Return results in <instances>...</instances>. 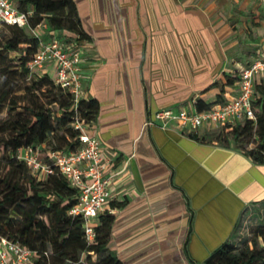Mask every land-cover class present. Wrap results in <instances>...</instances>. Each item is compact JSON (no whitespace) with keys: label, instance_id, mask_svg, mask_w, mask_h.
<instances>
[{"label":"crops","instance_id":"1","mask_svg":"<svg viewBox=\"0 0 264 264\" xmlns=\"http://www.w3.org/2000/svg\"><path fill=\"white\" fill-rule=\"evenodd\" d=\"M74 2L92 38L83 61L86 98L99 103L97 132L111 156L108 172L118 170L106 208L117 215L112 254L123 264H191L184 248L188 238L189 256L202 263L234 240L246 209L264 201V165L217 142L189 137L210 134L216 130L211 127L189 132L177 123H146L160 109L216 102L223 74L239 73L264 55V3ZM245 31L247 43L239 39ZM53 34L67 32L48 27L42 37L49 41ZM192 45L203 58L196 71L188 61ZM244 46L254 50L247 63L227 56ZM237 88L226 86L223 101ZM124 201L122 208L111 207Z\"/></svg>","mask_w":264,"mask_h":264},{"label":"trees","instance_id":"2","mask_svg":"<svg viewBox=\"0 0 264 264\" xmlns=\"http://www.w3.org/2000/svg\"><path fill=\"white\" fill-rule=\"evenodd\" d=\"M15 1L20 11L31 12V16L26 27L3 26L8 36L0 43V115L9 111L7 117L0 119V236L33 250L36 257L31 264H75L82 255L90 264H123L112 254L116 249L112 236L116 213L109 210L101 213L96 238L87 243L83 218L70 214L78 203V191L57 170L41 179L18 159L19 150L27 147L44 145L46 150L58 152L80 148L79 132L72 127L76 111L70 95L56 86L50 76L30 74L28 63L39 49V40L33 36L32 29L46 22L57 32L73 34L79 43L91 42L92 38L83 29L74 0ZM13 53L19 56L14 57ZM237 79L238 73L228 75L217 101L198 100L196 109L208 110L222 102L225 87L234 85ZM44 96L51 100L44 101ZM253 107L255 119L222 127L216 135L219 139L233 138L236 145L244 138L255 137L257 147L250 151H242L232 143L224 145L208 140V135L200 138L190 133L189 137L198 142H217L243 154L256 165H264V82L255 85ZM79 113L87 121H97L99 103L94 99L82 101ZM57 127L66 130L61 142L50 137H57ZM125 204L126 201L112 202L111 207L122 208ZM249 217L264 220V201L251 204L239 221L234 240L223 244L202 263L194 262L189 256L187 238L184 248L190 263L264 264V224L257 225L250 245L244 236ZM191 229L192 226L190 233ZM101 254L102 258L96 261L95 257Z\"/></svg>","mask_w":264,"mask_h":264},{"label":"built area","instance_id":"3","mask_svg":"<svg viewBox=\"0 0 264 264\" xmlns=\"http://www.w3.org/2000/svg\"><path fill=\"white\" fill-rule=\"evenodd\" d=\"M253 1L264 3V0ZM30 16L31 12L18 9L15 0H0V30L5 25L26 27ZM48 27L44 22L32 29L33 36L39 40V49L28 63V69L31 75L50 76L56 86L70 95L76 111L72 127L79 132L80 148L73 152H58L46 150L44 145L27 147L19 150L18 159L24 161L41 179L57 170L78 191V203L70 214L83 218L85 239L90 244L96 238L98 218L111 202V185L116 180L118 170L108 172L111 156L98 137L97 121H87L79 113L82 101L89 100L84 89L86 76L83 66L85 45L88 44L79 43L68 32L65 36L53 34L49 41H45L43 29ZM263 79L264 55H261L239 71L235 82L237 94L230 100L216 103L211 109L203 111L196 109V103L193 110L186 107L160 109L146 125L167 127L170 123H177L183 130L194 132L202 127L221 129L245 119H255V85L262 83ZM35 257L33 250L0 236V264H31ZM75 264L90 263L82 255Z\"/></svg>","mask_w":264,"mask_h":264},{"label":"rangeland","instance_id":"4","mask_svg":"<svg viewBox=\"0 0 264 264\" xmlns=\"http://www.w3.org/2000/svg\"><path fill=\"white\" fill-rule=\"evenodd\" d=\"M8 36V31L6 29H4V27L0 30V43H2V41L4 40V38ZM248 33L245 31L244 35L240 36L239 39H240V42H245L247 43L248 41ZM246 46L243 47V50L242 51H230V52H227V56H230V57H233L234 61H237L240 62V63H247L254 55V50L252 49H246L245 48ZM12 56H16L18 57L19 54L18 53H13ZM236 59V60H235ZM227 80V76L225 74L222 75L221 79H220V83L218 82L217 85H223ZM43 100L44 101H49L51 100V97H43ZM190 105V104H189ZM19 111H22L21 109H19ZM7 115H9V111H5L2 115H0V119H3L5 117H7ZM56 125V124H55ZM55 135H57V137L55 136H50V137H53L55 139H58L60 140V142L62 141L61 137L63 135H65L66 133V130L64 129H59L58 127L56 128V131H55ZM218 134V129L214 130V132L210 133V134H206L208 135L207 138L208 140H216L218 141L219 143L221 144H229V143H232L233 146L237 147L238 149L242 150V151H250L251 149H254L257 147V144H258V140L257 138L255 137H252V138H244L243 142L241 143H238L237 145L235 144L233 138H231L229 140L230 137H226L223 138L221 137L220 139L219 138H216V135ZM260 223H263L264 224V220L262 219H258V221H255L253 220L252 218H247L246 219V222H245V229H244V236H245V239H246V243H249L250 245L253 244V240H254V235H255V231L257 229V225L260 224ZM260 245L261 247L263 246V241L260 239ZM248 244V245H249ZM102 258V254L99 256V257H95L96 261L98 259H101Z\"/></svg>","mask_w":264,"mask_h":264},{"label":"water","instance_id":"5","mask_svg":"<svg viewBox=\"0 0 264 264\" xmlns=\"http://www.w3.org/2000/svg\"><path fill=\"white\" fill-rule=\"evenodd\" d=\"M202 60H203L202 55L199 54V51L195 50V48H193V45H192V49L189 50L188 52V61L191 63L194 71L197 70V68L195 67V64L200 63V61L202 62Z\"/></svg>","mask_w":264,"mask_h":264}]
</instances>
